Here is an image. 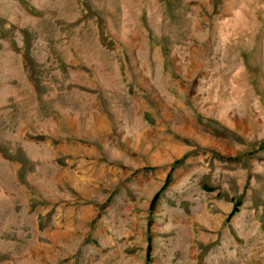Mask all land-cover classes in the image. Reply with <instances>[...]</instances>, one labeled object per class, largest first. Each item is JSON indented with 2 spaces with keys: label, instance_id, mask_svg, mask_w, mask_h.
<instances>
[{
  "label": "rangeland",
  "instance_id": "rangeland-1",
  "mask_svg": "<svg viewBox=\"0 0 264 264\" xmlns=\"http://www.w3.org/2000/svg\"><path fill=\"white\" fill-rule=\"evenodd\" d=\"M0 264H264V0H0Z\"/></svg>",
  "mask_w": 264,
  "mask_h": 264
}]
</instances>
